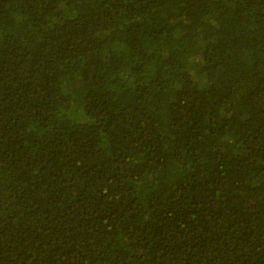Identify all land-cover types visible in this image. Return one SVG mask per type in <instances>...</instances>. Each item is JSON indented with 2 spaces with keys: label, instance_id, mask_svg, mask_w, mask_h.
Listing matches in <instances>:
<instances>
[{
  "label": "trees",
  "instance_id": "16d2710c",
  "mask_svg": "<svg viewBox=\"0 0 264 264\" xmlns=\"http://www.w3.org/2000/svg\"><path fill=\"white\" fill-rule=\"evenodd\" d=\"M0 264H264V0H0Z\"/></svg>",
  "mask_w": 264,
  "mask_h": 264
}]
</instances>
